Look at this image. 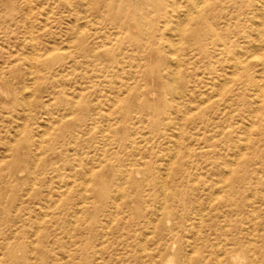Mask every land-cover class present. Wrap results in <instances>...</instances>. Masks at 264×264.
Segmentation results:
<instances>
[{
  "label": "rangeland",
  "instance_id": "obj_1",
  "mask_svg": "<svg viewBox=\"0 0 264 264\" xmlns=\"http://www.w3.org/2000/svg\"><path fill=\"white\" fill-rule=\"evenodd\" d=\"M104 1L0 0V264H264V0Z\"/></svg>",
  "mask_w": 264,
  "mask_h": 264
},
{
  "label": "bare ground",
  "instance_id": "obj_2",
  "mask_svg": "<svg viewBox=\"0 0 264 264\" xmlns=\"http://www.w3.org/2000/svg\"><path fill=\"white\" fill-rule=\"evenodd\" d=\"M258 2V1H257ZM198 7V6H197ZM93 9H97V10H99V11H103V12H107V11H110L111 10V8H113V6H112V3L111 2H105L104 0H94V5H93V7H92ZM188 9H190V10H197V8H195L194 6H190ZM156 10V9H155ZM111 12V11H110ZM188 13H189V10H188ZM263 13V12H262ZM185 14V13H184ZM193 14V13H192ZM196 14H199V13H196ZM183 15V14H182ZM259 15V14H258ZM185 17V16H184ZM261 17V16H260ZM263 17V16H262ZM261 17V18H262ZM258 20V19H257ZM186 22V21H185ZM260 25V24H259ZM118 26L119 27H125V22L124 21H121V22H119L118 23ZM260 28V27H259ZM29 30V29H28ZM170 34V33H169ZM178 35V34H177ZM176 37V36H175ZM178 37V36H177ZM172 41V40H171ZM176 42V41H175ZM175 42H172V43H175ZM177 42H178V39H177ZM225 45V44H224ZM251 46V45H250ZM174 47H175V45H174ZM170 49H173L174 50V48H171L170 47ZM255 49V48H254ZM255 51V50H254ZM171 52H172V50H171ZM235 52V51H234ZM241 52V51H240ZM243 53V52H242ZM45 54V53H44ZM171 54V53H170ZM241 54V53H240ZM171 56V55H170ZM251 56V55H250ZM234 57V56H233ZM242 57V56H241ZM248 57V56H247ZM233 59H235V57L233 58ZM246 60V59H245ZM236 63V62H235ZM177 64V63H176ZM175 64V65H176ZM239 64V63H238ZM231 67H233V66H231ZM241 67H242V65H241ZM235 69H236V67H234ZM228 69V68H227ZM233 68H231V70H232ZM174 71V70H173ZM233 72H234V70H233ZM232 72V73H233ZM250 75V74H249ZM231 76H232V74H231ZM222 79V78H221ZM228 81V80H227ZM253 82H255V81H253ZM222 83V82H221ZM257 83V82H256ZM227 84V83H226ZM258 84V83H257ZM252 85H253V83H252ZM222 86V85H221ZM259 87V86H258ZM258 87H257V89H258ZM175 88V87H174ZM221 89V88H220ZM22 91V90H21ZM258 91H260V90H258ZM201 102H202V100H201ZM204 103V102H203ZM199 106V105H198ZM24 108H25V106H24ZM198 108V107H197ZM182 120V119H181ZM250 123H251V121H250ZM177 129V128H176ZM177 131H178V129H177ZM176 135H177V133H176ZM174 142H175V139H174ZM177 143V142H176ZM244 146V145H243ZM174 147H176V146H174ZM238 150H239V147H238ZM175 151V150H174ZM239 152V151H238ZM169 164V163H168ZM159 175V174H158ZM160 177V176H159ZM163 178V177H162ZM162 181V180H161ZM143 239V238H142Z\"/></svg>",
  "mask_w": 264,
  "mask_h": 264
}]
</instances>
